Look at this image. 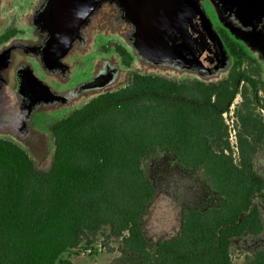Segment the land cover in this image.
<instances>
[{
	"label": "trees",
	"instance_id": "obj_1",
	"mask_svg": "<svg viewBox=\"0 0 264 264\" xmlns=\"http://www.w3.org/2000/svg\"><path fill=\"white\" fill-rule=\"evenodd\" d=\"M214 29L231 59L217 82L143 75L122 45L101 46L128 70L127 83L46 126L54 146L47 170L0 138V264H72L62 256L105 227L130 264H233L234 240L264 234L255 203L264 178L254 165L264 148L262 70L226 29ZM21 33L12 20L0 45ZM164 153L197 174L216 203L183 209L177 235L151 248L141 229L155 195L148 168ZM242 264H264V250Z\"/></svg>",
	"mask_w": 264,
	"mask_h": 264
},
{
	"label": "rangeland",
	"instance_id": "obj_2",
	"mask_svg": "<svg viewBox=\"0 0 264 264\" xmlns=\"http://www.w3.org/2000/svg\"><path fill=\"white\" fill-rule=\"evenodd\" d=\"M197 2L194 0L193 7H197ZM49 6V0H0L1 33L12 20L15 26L20 21L24 31V35L0 49V138L22 147L40 170L48 169L54 149L52 136L46 126L66 117L95 96L113 90L117 85L112 84L110 88V80L99 79L88 90L80 91L70 98L68 93L71 89L81 87L92 72L99 68L108 71L107 74H120L118 79L123 86L128 77L127 72L124 78L125 71L120 61L116 63L109 57L102 58L99 52L101 46L113 41L108 38L110 34L126 38V21L120 11L116 12L113 7H105L101 10L104 12L97 10L93 14L90 23L79 29L71 48L59 58L57 64L44 62L41 50L48 37L47 30L53 32L52 26L45 23L50 19ZM217 13L219 22L229 25L232 37L242 42L258 60L264 82V0H217ZM196 47L208 51L212 48L213 57H202L207 63L215 58L222 70L220 76L224 75L230 61L224 48L219 45H215V48L206 47L201 42ZM207 63L204 64L207 66ZM137 64L151 66L156 71L166 69L173 75L190 70L183 65H168L162 61L151 63L138 59ZM73 101L76 102L71 103ZM238 102L239 98L233 105L236 106ZM231 120L230 116L226 117L229 127L232 126ZM254 165L257 174L264 178V148L256 154ZM148 171L155 195L143 218L141 229L148 245L154 248L160 241L170 240L177 235L183 209H202L214 205L216 198L197 174L174 165L170 153L152 160ZM255 203L264 222V199L256 198ZM109 233L110 228L105 227L101 233L103 235L99 234L91 245L83 243L76 251L62 257L68 258L72 264H130L128 255L120 252L119 240L104 237ZM259 250H264V234L236 239L231 248L232 262L242 264L246 255Z\"/></svg>",
	"mask_w": 264,
	"mask_h": 264
},
{
	"label": "crops",
	"instance_id": "obj_3",
	"mask_svg": "<svg viewBox=\"0 0 264 264\" xmlns=\"http://www.w3.org/2000/svg\"><path fill=\"white\" fill-rule=\"evenodd\" d=\"M49 1L50 19L46 20L45 23L52 26L51 29H53V32L45 28L48 37L41 50L42 60L44 62L52 61L51 63L55 62L57 64L59 58L71 48L72 42L77 37L79 29L84 27L88 22L90 23L93 14L97 10H103L105 7H113V9H116V12L120 11L122 18L126 21V38L123 39L117 36L118 34H110L108 38H112L113 41L118 42L130 53L133 59L131 64L132 71H136L143 75L156 72L159 74L154 75L167 78H175L177 80L196 79L209 83L217 82L224 78L231 66V59H229L228 67L223 72L224 75L220 76L222 70L217 66L216 59L214 58V60L207 63L203 58L204 56L208 58L213 57L212 48L208 51L196 47L200 42L204 43L206 47L207 45L213 47L219 45L223 47L215 32V25L223 27L233 36L230 32L231 29L229 25L219 22L218 20L217 0H198L199 3L197 2L198 5L196 8L193 7L194 0ZM85 6L87 7L84 8ZM16 28L22 32L16 37L24 35V31L20 27V21H18V26H16ZM1 29L3 30V27ZM2 30H0V33ZM16 37L0 45V49L7 46ZM240 43L243 45L242 42ZM100 56H102V58L109 57L114 59L116 63H119V58L113 51L101 53ZM138 59L151 63L162 61L168 63V65H183L184 68H190V70L188 69L186 72L182 70V72L173 75L171 71L166 69L156 71V69L151 66L138 65ZM204 63H207V66ZM123 69L125 71L123 72L125 75L124 78H126L128 70L124 67ZM107 73L109 72L105 69H96L92 72V75L89 76L90 78H87L86 82L84 81L81 87L72 88L71 92L68 93V97L71 98L73 95L80 93V91L88 90L95 82L99 81V79L110 80V88H112V84L117 85V87H114L113 90L108 92L123 86L122 82H119L120 80L118 79L120 74L115 76L114 74ZM120 84L122 85L118 86Z\"/></svg>",
	"mask_w": 264,
	"mask_h": 264
}]
</instances>
